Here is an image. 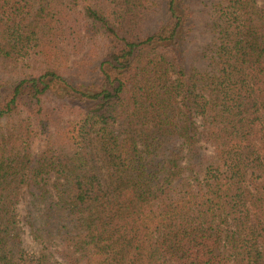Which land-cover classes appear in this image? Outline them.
Listing matches in <instances>:
<instances>
[{"label":"trees","instance_id":"16d2710c","mask_svg":"<svg viewBox=\"0 0 264 264\" xmlns=\"http://www.w3.org/2000/svg\"><path fill=\"white\" fill-rule=\"evenodd\" d=\"M0 264H264V0H0Z\"/></svg>","mask_w":264,"mask_h":264},{"label":"rangeland","instance_id":"374dc122","mask_svg":"<svg viewBox=\"0 0 264 264\" xmlns=\"http://www.w3.org/2000/svg\"><path fill=\"white\" fill-rule=\"evenodd\" d=\"M43 146V135H40L35 141H34V144H33V151L34 153H37L38 151L41 150ZM24 207L23 203L19 206V209L22 210ZM22 214V213H21Z\"/></svg>","mask_w":264,"mask_h":264}]
</instances>
